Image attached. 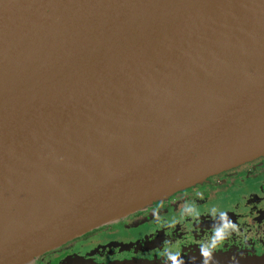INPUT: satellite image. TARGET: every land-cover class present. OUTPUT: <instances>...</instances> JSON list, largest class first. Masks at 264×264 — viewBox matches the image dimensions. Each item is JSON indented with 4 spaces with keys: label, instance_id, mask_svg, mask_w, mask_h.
I'll return each mask as SVG.
<instances>
[{
    "label": "water",
    "instance_id": "obj_1",
    "mask_svg": "<svg viewBox=\"0 0 264 264\" xmlns=\"http://www.w3.org/2000/svg\"><path fill=\"white\" fill-rule=\"evenodd\" d=\"M262 155L264 0H0V264Z\"/></svg>",
    "mask_w": 264,
    "mask_h": 264
},
{
    "label": "flooded vegetation",
    "instance_id": "obj_2",
    "mask_svg": "<svg viewBox=\"0 0 264 264\" xmlns=\"http://www.w3.org/2000/svg\"><path fill=\"white\" fill-rule=\"evenodd\" d=\"M195 190H202L205 193L204 200L197 198L198 204H203L206 201L208 203H219L225 207H231L235 204L234 210L237 213L232 211L227 213L233 222H238L239 217L243 218V214L239 212L240 205L237 203L240 200H246L247 205L245 207H252L250 211L256 212L254 221L259 225L255 224V222L245 221V226L251 233L247 244L238 242L234 237V240L228 242L222 250L216 252L258 256L264 254V155L234 168L219 172L208 177L203 182L178 190L165 198L158 199L156 200L157 202L150 204L146 208L130 213L127 221H118L116 224H104L96 229L94 228V230L85 232L73 238L75 239L74 245H59L49 251L54 252L55 256L60 260L64 258V261L61 262L62 264L67 262L68 259L70 260V257H76V255L85 259L81 264H86L87 261L106 263L130 258L160 259L158 252L159 248L163 246V241L165 239L174 240L181 238L183 233L179 231L180 225H177V230L171 236H168L163 229H154L151 224V207L162 200L165 207L173 209L182 199L191 196ZM167 208L162 211L166 213ZM200 221L197 232H193V244L182 246V257L199 249L198 245L195 244V240L208 232L213 224L211 217L204 214L200 217ZM119 229L127 234L124 238L117 237ZM117 231L118 233H116ZM89 234L99 235L109 240L104 245H97V247L86 251L83 250L86 247L83 244L85 237ZM73 239L70 241L72 242ZM153 241L159 242L152 243ZM66 244L69 243L66 242ZM45 253L46 251L36 256L28 264H47L42 260Z\"/></svg>",
    "mask_w": 264,
    "mask_h": 264
},
{
    "label": "clouds",
    "instance_id": "obj_3",
    "mask_svg": "<svg viewBox=\"0 0 264 264\" xmlns=\"http://www.w3.org/2000/svg\"><path fill=\"white\" fill-rule=\"evenodd\" d=\"M197 198L204 200L205 193L202 190H195L191 196L182 199L173 209L165 207L162 200L151 207V224L154 229H163L168 236H171L177 230V225H180L179 231L183 233L181 238L163 241V246L158 252L162 264H185L182 258V246L193 244V232H197L202 214L210 216L213 220L209 231L195 240L202 256V264H215L213 253L222 250L225 244L234 240V237L243 244H247L250 240L251 233L245 226V221L255 222L256 212L250 211L252 207H245L246 200L237 202L243 218L239 217L238 222H233L227 213L229 211L237 213L234 210L235 204L231 207L207 201L198 204ZM165 208H167L166 213L162 211Z\"/></svg>",
    "mask_w": 264,
    "mask_h": 264
},
{
    "label": "rangeland",
    "instance_id": "obj_4",
    "mask_svg": "<svg viewBox=\"0 0 264 264\" xmlns=\"http://www.w3.org/2000/svg\"><path fill=\"white\" fill-rule=\"evenodd\" d=\"M206 180V179H205ZM205 180H203V181H205ZM202 181V182H203ZM173 194V193H172ZM171 195V194H170ZM155 202H157V201H155ZM155 202H153V203H155ZM153 203H151V204H153ZM150 204H148V205H146L145 207H143V208H141V209H144V208H146L147 206H149ZM140 210V209H139ZM137 211V210H136ZM132 213V212H131ZM130 214V213H129ZM129 214H127V215H125V216H122V217H119V218H117V219H114V220H112V221H110V222H107L106 224H109V223H112V224H116L118 221H127V219H128V216H129ZM119 231V234H118V238H124L125 237V235H127L126 233H124L123 232V230H121V229H119L118 230ZM118 231L116 232V233H118ZM99 234V233H98ZM111 237V236H110ZM86 238V239H85ZM84 239H85V241H84V246H86L85 247V249H83V250H86V251H88V250H90V249H93L94 247H97V245H104L105 243H107V241L109 240L108 238L107 239H104L103 237H101V236H99V235H87L86 237H85ZM72 240V239H71ZM74 240L75 239H73V241L71 242L70 240V242L69 241H67V243H69V244H66V242H64L63 244H61L62 246L63 245H74L75 244V242H74ZM159 241H153L152 243H158ZM195 254H200V251H199V249H196L195 251H194V253H189V254H187L186 256H183L182 258L184 259V258H187L188 256H192V255H195ZM39 256V255H38ZM71 259L69 260H67V262H65L64 264H81L82 262H84L85 261V259L82 257V256H79V255H76V257H74V256H72V257H70ZM139 259H146V258H139ZM33 260V259H32ZM42 260L44 261V263H47V264H62L61 262L62 261H64V258L63 259H59V258H57L56 256H55V254H54V252H51V251H49L48 250V252L46 251V253L43 255V257H42ZM148 260H152V259H148ZM159 260V259H158ZM69 261V262H68ZM88 262H89V264H92V262H94V263H97V262H95V261H87L86 262V264H88ZM28 263H30V262H28ZM28 263H25V264H28Z\"/></svg>",
    "mask_w": 264,
    "mask_h": 264
},
{
    "label": "trees",
    "instance_id": "obj_5",
    "mask_svg": "<svg viewBox=\"0 0 264 264\" xmlns=\"http://www.w3.org/2000/svg\"><path fill=\"white\" fill-rule=\"evenodd\" d=\"M104 225V224H103ZM99 227V226H98ZM97 228V227H96ZM95 228V229H96ZM92 230H94V229H92ZM229 253H231V252H229ZM231 254H237V255H243V254H239V253H231ZM246 255H250V254H245V255H243V256H246Z\"/></svg>",
    "mask_w": 264,
    "mask_h": 264
}]
</instances>
